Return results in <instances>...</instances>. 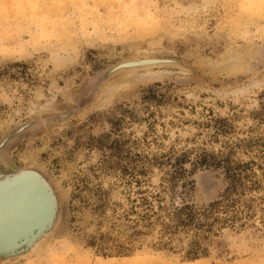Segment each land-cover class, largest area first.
<instances>
[{
    "label": "rangeland",
    "instance_id": "rangeland-1",
    "mask_svg": "<svg viewBox=\"0 0 264 264\" xmlns=\"http://www.w3.org/2000/svg\"><path fill=\"white\" fill-rule=\"evenodd\" d=\"M261 45L264 0H0V174L38 170L58 200L0 264H264ZM140 57L165 64L117 65ZM233 184L208 232L177 225Z\"/></svg>",
    "mask_w": 264,
    "mask_h": 264
},
{
    "label": "water",
    "instance_id": "water-1",
    "mask_svg": "<svg viewBox=\"0 0 264 264\" xmlns=\"http://www.w3.org/2000/svg\"><path fill=\"white\" fill-rule=\"evenodd\" d=\"M20 171L21 170L17 171V173ZM13 173L14 172L11 174ZM2 176L5 175L3 174ZM21 181H23V183L20 184L21 186L14 185L15 183H19ZM45 183L47 182L44 181V184ZM25 185L27 187H25ZM32 188L35 192L30 190ZM45 191L46 190L42 182L37 179H32L28 175H19L14 177L13 180L9 182H0V229L5 232L0 236V248H2V246H8L7 248L0 249V257H18L30 250L34 242L40 239L38 237L33 242H30L29 244L26 243L45 225V221L40 220L41 216L38 215L43 213L42 218L49 215L50 209H48L49 207L47 204L49 202L43 201L42 199V197L44 198V195L46 194ZM33 192H37L39 195H37V200L35 199L36 201L33 200V203H31L32 199L30 200V198H26V196L22 193H27L32 196L34 195ZM40 207L41 211H39ZM36 210L38 211L37 216H35ZM24 230L25 235H23ZM25 244L27 245V249L20 250L22 246H25ZM19 251L22 252L17 253Z\"/></svg>",
    "mask_w": 264,
    "mask_h": 264
},
{
    "label": "bare ground",
    "instance_id": "bare-ground-1",
    "mask_svg": "<svg viewBox=\"0 0 264 264\" xmlns=\"http://www.w3.org/2000/svg\"><path fill=\"white\" fill-rule=\"evenodd\" d=\"M263 50H264V45H261V46H259V47H255L254 48V51L252 52L253 53V58H256V59H259V60H261V61H264V57H263ZM143 58V59H142ZM163 60H167V61H169L170 63H168L167 65H169V64H173L174 66H180V67H184V65H183V63H180V62H177V61H174V60H169V59H167V58H162ZM128 60V59H127ZM132 60H134V61H131V62H127V63H123V62H125L126 60H123L122 62H120V63H118L117 65H119V66H121L123 69H128V70H132V71H128V73H129V75H133L134 73H137V72H139V69H145L146 71H147V75H151V74H153L154 72H152L151 71V69L153 68V67H159V66H161V67H163L162 65L163 64H165V62L164 61H161V60H157V59H154V58H152V57H140V58H133ZM116 66V65H115ZM245 67L244 66H242V67H240L239 69H240V72L242 71L241 69H244ZM121 69V68H120ZM159 69V68H158ZM118 70L119 69H113V70H110L109 72H107L104 76H103V78H102V81H105L106 83L109 81V79H111L112 77H113V75L116 73V72H118ZM154 71V70H153ZM239 71V70H238ZM159 72V71H158ZM236 73V72H235ZM101 75V74H100ZM138 77V76H140V75H134V76H131L130 78H135V77ZM136 77V78H137ZM97 80V79H96ZM120 81V80H119ZM96 82V81H95ZM116 82V81H115ZM95 84V83H94ZM112 84V83H111ZM118 84L119 83H116V84H114L115 86H113L112 88H115L116 86H118ZM99 88H101V86L99 87ZM103 88V87H102ZM111 90V89H110ZM31 163V162H30ZM12 172H10V173H4V175L5 176H2L3 174H0V182H2V183H5V182H9V181H11V180H13V178L14 177H16V176H19V175H28L30 178H32V179H37L38 181H40V182H42L43 183V186L45 187V195H44V198L42 197V199H43V201H48L49 203H47L48 204V209H50L49 210V215H47L46 216V218H42L43 216V213H41V215H38V216H41L40 217V220H44L45 219V222H46V220H47V222H46V225H44L39 231H38V233L36 234V235H34L31 239H29L26 243H30V242H33L36 238H40L38 241H36V242H34V244L30 247L32 250L33 249H35V247L37 246V244L43 239V238H45L46 236H47V234L51 231V229L54 227V225H55V223H56V221H57V218H58V210H57V208H58V200H57V196H55V192H54V190H53V187L51 186V184L49 183V181H47L46 180V178L41 174V172H39L38 170H35V169H33V168H27V169H23V170H21L19 173H17V171L16 172H14L13 174H11ZM15 173H17V174H15ZM42 177V178H41ZM43 179H44V181H46L47 183H45L44 184V181H43ZM24 181V180H23ZM23 181H21V182H17V183H15L14 185H16V186H21L20 184H22L23 183ZM26 181V180H25ZM51 182V181H50ZM56 186V185H55ZM54 186V187H55ZM25 187H27L26 185H25ZM34 187V186H33ZM56 188V187H55ZM30 190H32V191H34L35 192V190L32 188V189H30ZM33 192V194L34 195H30V194H27V193H22V194H24V196H26V198H30V200L32 199V202L31 203H33V200L34 201H36L37 200V198H38V196L37 195H39L37 192L36 193H34ZM29 193H31V192H29ZM36 199V200H35ZM60 206V205H59ZM40 210L39 211H41V207L39 208ZM37 213H38V211L36 210V215L35 216H37ZM45 222H44V224H45ZM37 224V223H36ZM47 226V227H46ZM26 229H28V228H26ZM24 233H23V235H25V230L23 231ZM27 232V231H26ZM5 232L3 231V230H1L0 229V236L2 235V234H4ZM24 245V244H23ZM26 244H25V246H22L21 247V249L20 250H25V249H27L26 248ZM8 246H2V248H0V249H4V248H7ZM10 247V246H9ZM20 252H22V251H19V252H17V253H20ZM28 254V253H27ZM13 258H16L15 256L14 257H10V258H6V257H0V260L1 261H6V260H11V259H13Z\"/></svg>",
    "mask_w": 264,
    "mask_h": 264
},
{
    "label": "trees",
    "instance_id": "trees-1",
    "mask_svg": "<svg viewBox=\"0 0 264 264\" xmlns=\"http://www.w3.org/2000/svg\"><path fill=\"white\" fill-rule=\"evenodd\" d=\"M237 187V185L234 184L232 186H230L229 188H227L225 194H227L225 196V198L216 201L212 204H210L209 206H207L206 208L196 212L194 210L193 207L191 206H183L180 209H177L175 211V219L177 222V225H195L198 230H203L204 228H207V230L205 232H208L209 229L211 228L209 224H204L203 222H201L200 220H202L201 218L203 217V220L206 219L208 222H210L211 220L213 222H217L219 220V218H214L215 213L217 210H219L220 208L223 209V212L225 214H227L228 212H230V209L232 208V204L234 206V204L236 203L234 200H232V198H230V194H232L231 189H235ZM235 190H233L234 193ZM172 218H174L173 214L170 215ZM236 217V216H235ZM234 216L231 217V221L234 223L237 220L235 219ZM228 219H224L223 222L227 223ZM197 256V255H196Z\"/></svg>",
    "mask_w": 264,
    "mask_h": 264
}]
</instances>
